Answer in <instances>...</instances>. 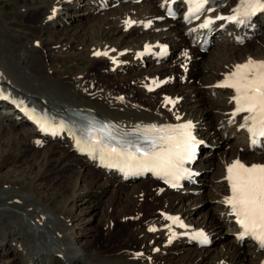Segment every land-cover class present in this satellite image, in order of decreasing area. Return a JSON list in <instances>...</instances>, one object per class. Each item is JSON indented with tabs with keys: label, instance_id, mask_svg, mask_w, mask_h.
I'll return each instance as SVG.
<instances>
[{
	"label": "bare ground",
	"instance_id": "bare-ground-1",
	"mask_svg": "<svg viewBox=\"0 0 264 264\" xmlns=\"http://www.w3.org/2000/svg\"><path fill=\"white\" fill-rule=\"evenodd\" d=\"M125 1L20 0L19 17L26 21L36 42L31 47L27 39L14 33L12 27L18 23L10 22L6 12L0 11V109L13 105L0 118V144L6 143L7 138L3 137L8 135L9 139L19 140L17 157L29 165L24 170L25 176L0 180V217L7 219V227L0 232V251L12 250L0 256V264H16L12 259L4 260L9 255L17 257L21 264H264V251L243 237L236 215L226 203L231 197L228 167L236 161L246 166L264 165V138L253 144L248 127L242 126L246 114L233 117L234 90L217 86L230 76L236 65L250 59L264 61V35L245 47L236 44L250 38L252 27L254 31L259 29L264 13L249 24L247 20L240 22L239 26L235 20L217 19L237 16L233 10L240 7L241 0H227L226 6L208 15L207 21L213 22L202 28L204 19L189 26L182 16L176 21L169 20L167 5L165 8L163 5L170 0H145L140 4ZM82 2L87 10H99L90 27L72 36L53 35L54 28H48L47 24L55 28L66 26L61 14L67 9L78 12ZM126 29L130 34L124 32ZM166 29L168 32H164ZM199 32L208 35L211 41L223 38V43L218 45L225 47L221 52L210 51L205 63L197 61L204 60L195 50L202 49L196 38ZM99 34L108 38L96 40L93 36ZM127 37L139 40L127 45L123 42ZM177 47L184 49L181 64L186 68L162 65L156 71H140L120 80L113 78L167 58ZM151 52L153 55L148 56ZM83 58L91 61L90 64L69 76L63 77L55 66V63L78 60L84 63ZM195 80L201 82V87L186 86ZM160 85L168 86V92L159 101L151 93ZM147 93L148 98L143 96ZM212 95L218 97L215 105L209 104ZM73 110L88 113L109 132L134 139L145 134L161 135L144 132L153 126L178 127L191 123L189 131L199 140L200 150L207 149L203 162L199 160L194 165L198 176L186 188L174 190L150 177L140 178L125 194V200L120 199L118 205L114 201L111 206L114 215L105 225V231L112 232V221L127 227L132 225L137 231L128 236L138 242L135 247L123 244L111 250H98L84 243L77 230L79 224L71 225L78 216L75 199L83 193L82 182L89 184L85 197L99 198L109 187L126 189L125 185L133 181L126 179L124 171L111 169L108 158L100 159L101 145L96 142L101 139L92 134L87 136L83 123L70 125L74 122ZM41 117L46 124L40 121ZM208 139L214 145L229 146L230 142L233 145L227 153L219 155L220 162L215 165H211L215 152L210 153ZM108 146L119 149L117 143ZM93 147L97 149L95 152ZM79 165L85 167L82 178L75 181L67 178L74 166ZM50 175L62 180L54 198L42 195L37 186ZM201 181L210 191L195 202H214L215 208L202 223L196 224L189 220L196 213L192 205L176 208L191 199L193 192L201 193L204 187H200ZM146 197L147 203L143 201ZM13 208L24 209L30 220L24 221L23 216L11 211ZM157 209L159 215L155 214ZM127 218L134 222H127ZM153 228L155 231H150ZM45 233L53 235L56 243L48 242ZM31 234L37 237L36 242L29 237ZM201 237H210L212 243L221 237L224 244L218 251L202 243ZM177 253L183 254L174 257Z\"/></svg>",
	"mask_w": 264,
	"mask_h": 264
},
{
	"label": "rangeland",
	"instance_id": "rangeland-1",
	"mask_svg": "<svg viewBox=\"0 0 264 264\" xmlns=\"http://www.w3.org/2000/svg\"><path fill=\"white\" fill-rule=\"evenodd\" d=\"M19 1L20 0H0V11L6 12L10 22H17L18 23V25H14V27H12L14 29V33L16 35L22 37V38L27 39L28 43L31 47V46H34L36 44V42L34 40V34L32 33L31 29L29 30L27 23H25L26 21H24L21 17H19V11L21 8ZM42 1H46V0H42ZM116 4H117V2L114 4V6H116ZM95 9L96 8H94L92 11L87 10V8L85 6V2H82V5L80 4V6H79L78 12H76V13L69 12L67 9V10H64V12L61 14L62 21H65L64 24H66V26L63 25L61 27L55 28V26L51 27V25L47 24V27L50 29L54 28L51 32V33H53V35H58V34H68L69 36L76 35V34L80 33V31H82L86 28L88 29L90 27L89 25H91L92 21H95V19L98 17V11L99 10L95 11ZM85 12H86V15H81V14H85ZM90 12H91V14L88 15ZM79 13H81V14H79ZM124 32L126 34H130L129 29H126ZM156 32H158V31H156ZM164 32H168L167 29ZM224 33H225V31H224ZM263 35H264V22L260 24L259 29L254 31L252 33V35L250 36V38H248L247 41H241V42L237 41L236 44H238L240 47H245V45L251 43L254 38L261 37ZM93 37L96 40H103V39L108 38V37H105L103 34H99V35L93 36ZM222 39L223 38L219 37L217 39V41H213L212 47L205 52L201 51L198 47H196L195 50L197 52L201 53L204 57V60L199 61L197 59V61L200 63H205L206 62L205 60L208 59L211 55L209 53L210 51L212 53V52H214V50L219 49L220 52H221V50H224L225 47L223 48L222 45H218V44L223 43ZM138 40L139 39L127 37L124 39L123 42H126L127 45H131V44L136 43V41H138ZM258 44H260V43H258ZM38 45H40V44L37 43V47H39ZM183 51H184V49H182L181 47H177L175 50L172 49V52H173L172 55H170L167 58L163 57L162 59H160V61H157V62L152 61L151 62L152 64L149 63V64L145 65L144 67H142V69L141 68L140 69H133L130 73L124 72V73H121L120 76L113 77V78L115 80H120V79H123L125 77H129L131 75L138 74L140 71H144V72L156 71V69L161 68L162 65H164L165 68H169L172 66L177 67L179 70H180V67L186 68L187 67L186 65L183 66L181 64L182 57H183ZM152 55H153V52L148 54V56H152ZM79 62L80 61L78 60L77 63L75 61H71L69 63L67 62L64 64L63 63L62 64L61 63H55V66L58 69V71H60L63 74V75L62 74L61 75L63 77H65V76H69L70 74H73L74 73L73 71L81 70V69L87 67V65L90 64L91 61H88L86 58H83L84 63H79ZM64 70H65V72H64ZM196 84L198 85V87H201V82L196 81V80L194 83L189 82V85H186V86H192V85L197 86ZM132 85H133V83H131V86ZM133 86H135V85H133ZM147 87H148V85L146 86V88ZM167 87H163L162 85H160L159 87L156 88V90L153 93H151V97L155 100H159V101L162 100L167 95V92H168V90H166ZM203 89H204V91H209V90H207V88H203ZM148 94L149 93H147L143 96L148 98ZM209 101H210L209 104L215 105L216 104L215 102L218 103V97L215 95H212L209 97ZM12 106L13 105H6L2 109H0V118L3 116H6L9 113V111H10L9 109ZM14 121L17 122L18 120L14 119ZM8 136L3 137L4 140L7 138L6 143L3 145L0 144V180H3V179H19V178L26 175L24 173V170L29 166V165H25V162H26L25 160H23V161L19 160L17 157L19 154L20 141L18 140L16 142L14 137L9 139ZM209 141H210V139H208V142ZM209 143L210 144L208 147H211V150H212V152H210V153L215 152V157L214 158L212 157L213 163H211V165H215V163L220 162L219 155H222L225 152L227 153V151L230 150V146H233L231 144V142L229 143V146L228 145H226V146L214 145L211 142H209ZM205 151H207V149L202 151L200 154L201 155L200 156V162L202 160H204L203 158H206ZM217 155H218V157H216ZM5 163H8V164H5ZM213 172H214V167L209 171L208 174L211 176L213 174ZM84 173H85V167H83V165H79V166H74V168L66 176L70 180L72 179L73 181H75L79 177L82 178L81 175H83ZM40 182L37 183V186L39 187L40 193L42 195H44L45 197L47 196V198H54L55 197L54 196L55 190L57 189V186L60 185V182H62V180L57 175H50L47 178H45L44 181H40ZM131 183L125 185L126 189H118L117 190V188L114 186L109 187L108 190L104 194H102V196L99 198L85 197L84 191L88 189L89 184H87L85 182H82L80 184V190L83 193L77 195L78 197H76V199H75L76 200L75 209H76V213L78 216L74 220V222L71 223V225L79 224L77 227V230H78V232H80L82 234V239L84 240V243L86 242V243L92 244L98 250H100L101 248H103L105 250H111L113 248H119V247L123 246V244L127 245L128 247H131V246L135 247L137 245L138 242L135 239H132V237L128 236V235H130V233L135 234L137 231V228H132V225L127 227L122 222L112 221V223L110 225L112 232L110 234H108L105 231V225L107 224L108 220L112 217V215H114V208H113L114 206L111 208L114 201L116 200L115 203H116V205H118L117 202L120 199L125 200L126 199L125 194H127L130 191V189L133 186L137 185L139 182L133 181ZM199 184H200V187H202L203 182L201 181ZM202 189L203 190H201L200 194H199V192H193L194 196H192L191 199L185 200L182 204L178 205L176 208L178 210L182 207V205L189 208L192 205L193 209L196 210V213L194 216L190 217L189 220L192 221L193 223H196V224L202 223L205 220L208 212L210 210H214V208H215L214 202H209V201H205V200H201L200 202H197V203L195 202L199 196H201V195L205 196L207 194V192L210 191V188L208 186H206V187L204 186ZM115 192L117 193V196H115ZM148 200L149 199L146 197V198H144L143 201L145 203H147ZM195 204H197V205L194 206ZM116 205H115V207H116ZM93 208H94V211L92 212ZM11 211H13L15 214H19L21 217L23 216L24 221L30 220V218L26 215L24 209L19 210V209L13 208V209H11ZM155 212H156L155 213L156 215H159L160 210L157 209V211H155ZM140 215L143 216V213H141ZM108 216H110V217H108ZM144 218H146V217L144 216ZM143 219H141V220H143ZM127 222L132 223V222H134V219L127 218ZM137 222H139V221H137ZM5 225H7V219L4 217H0V232L2 230H4L5 227H7ZM41 229L46 231L44 226H41ZM45 234H46V238H47L48 242L52 241V242L56 243L55 237L53 235H48L49 233H45ZM29 237L32 239L33 242L37 241V237L36 236L34 237L33 234H31ZM221 239H222L221 237H218V239H216V243H212V240H210L209 246L212 249H218V251H219L221 249L220 248L221 245L224 244L223 240L220 242ZM176 241L177 240H175V242ZM7 249H8V247H7ZM5 251L9 252L8 254H10V252H12V250H10V249L5 250ZM5 251H0L1 257L3 256ZM182 254L183 253H177L176 255L174 254L173 256L179 257V255H182ZM7 258L4 260L9 261L10 259H12L13 261H15L16 264H21V262H19L17 257L13 258V255H9ZM81 260L83 261V257ZM150 260L152 261V259H150Z\"/></svg>",
	"mask_w": 264,
	"mask_h": 264
},
{
	"label": "snow or ice",
	"instance_id": "snow-or-ice-1",
	"mask_svg": "<svg viewBox=\"0 0 264 264\" xmlns=\"http://www.w3.org/2000/svg\"><path fill=\"white\" fill-rule=\"evenodd\" d=\"M188 2L196 4V11H200L209 3V0H188ZM257 9L264 10V0H241V7L233 11L247 17L254 14ZM217 19L236 20L237 16L217 17ZM212 22L206 21L201 27L207 28ZM100 54L97 53V55ZM217 86L234 90L235 95L232 99L236 107L233 117L242 113L246 114L243 116L244 125L242 126H247L253 136L264 137V61L257 62L250 59L243 65H236L230 76ZM191 127V123H187L178 127L146 128L145 133L159 132L161 135L157 138L145 135L143 140L139 141H117L120 151L117 147H106L104 141H97L96 143L101 145L100 159L111 160L113 157H119L123 158L129 168L133 166L129 162L135 161L137 167L179 178L186 171L183 168L184 163L192 158L195 151V138L189 131ZM110 139L115 138L110 137ZM157 141L167 142L168 147L155 151ZM255 143L257 141L253 139V144ZM129 148L134 151H129ZM96 150L93 147V152ZM114 164L115 161L110 166ZM234 170H236L235 173ZM227 172L232 196L226 203L239 218L238 223L245 234L252 235L264 246V165L246 166L236 161L228 167Z\"/></svg>",
	"mask_w": 264,
	"mask_h": 264
}]
</instances>
